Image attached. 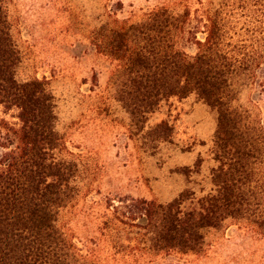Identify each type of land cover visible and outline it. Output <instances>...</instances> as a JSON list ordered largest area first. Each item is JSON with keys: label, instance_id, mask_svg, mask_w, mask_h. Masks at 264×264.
Segmentation results:
<instances>
[{"label": "trees", "instance_id": "1", "mask_svg": "<svg viewBox=\"0 0 264 264\" xmlns=\"http://www.w3.org/2000/svg\"><path fill=\"white\" fill-rule=\"evenodd\" d=\"M8 1L0 0V110L15 111L16 122L0 118V264H84L58 223L76 196L79 165L55 129L45 81L17 79ZM201 16L192 27L189 12L160 9L139 23L117 22L96 44L118 63L116 95L133 125L191 95L218 115L210 191L139 202L160 252L197 253L203 231L229 219L264 223V124L238 104L244 89L264 90V0H212ZM186 36L192 53L181 43Z\"/></svg>", "mask_w": 264, "mask_h": 264}, {"label": "rangeland", "instance_id": "2", "mask_svg": "<svg viewBox=\"0 0 264 264\" xmlns=\"http://www.w3.org/2000/svg\"><path fill=\"white\" fill-rule=\"evenodd\" d=\"M212 0H9L17 79L45 81L55 129L79 165L78 190L59 227L84 264H264V223L229 219L203 231L197 253L160 252L140 219L141 200L168 204L184 192H209L218 115L196 95L167 100L133 125L118 101V63L96 44L117 22L144 21L168 9L191 14L192 27ZM202 39V35H198ZM192 38L181 43L189 52ZM238 104L264 124V90L244 89ZM16 112L0 118L16 122ZM162 122L167 128L156 131Z\"/></svg>", "mask_w": 264, "mask_h": 264}]
</instances>
